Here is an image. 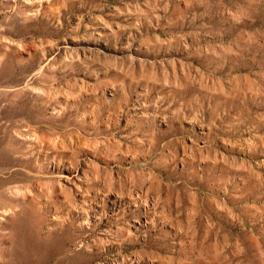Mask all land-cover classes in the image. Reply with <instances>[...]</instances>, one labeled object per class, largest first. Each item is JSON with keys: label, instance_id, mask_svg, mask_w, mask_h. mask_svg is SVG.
<instances>
[{"label": "rangeland", "instance_id": "obj_1", "mask_svg": "<svg viewBox=\"0 0 264 264\" xmlns=\"http://www.w3.org/2000/svg\"><path fill=\"white\" fill-rule=\"evenodd\" d=\"M0 264H264V0H0Z\"/></svg>", "mask_w": 264, "mask_h": 264}]
</instances>
